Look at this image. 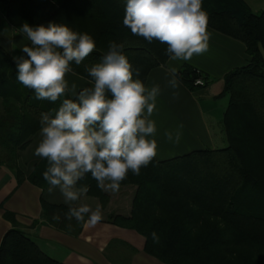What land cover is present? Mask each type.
<instances>
[{
    "label": "trees",
    "instance_id": "1",
    "mask_svg": "<svg viewBox=\"0 0 264 264\" xmlns=\"http://www.w3.org/2000/svg\"><path fill=\"white\" fill-rule=\"evenodd\" d=\"M49 1L53 8L35 0H0V11L20 34L24 23L54 22L91 35L96 49L80 65L70 63L75 75L90 81L86 67L101 62L110 43L123 45L133 79L144 84L153 69L168 62L166 44L149 43L123 25L126 0ZM202 10L208 28L241 42L249 56L247 66L224 79L222 96H228L229 103L222 129L227 145L165 161L154 158L139 176L129 172L120 186L136 188L131 213L111 219L143 236L145 253L162 264H264V10L255 13L246 0H202ZM176 75L192 93L210 83L189 66ZM199 80L203 85L197 84ZM66 98L75 99L69 93L54 103L36 99L34 90L17 80L16 63L0 46V165L18 183L28 180L42 191L49 190L43 178L46 159L41 158L28 173L18 161L40 135L41 114L58 108ZM77 186H87V196L99 199L104 207L110 201L90 173ZM68 211V205L42 200L47 224L78 236L84 225L67 219ZM6 218L16 225L13 215L7 213ZM0 264L62 263L14 226L0 245Z\"/></svg>",
    "mask_w": 264,
    "mask_h": 264
},
{
    "label": "clouds",
    "instance_id": "2",
    "mask_svg": "<svg viewBox=\"0 0 264 264\" xmlns=\"http://www.w3.org/2000/svg\"><path fill=\"white\" fill-rule=\"evenodd\" d=\"M207 24L202 0H126L123 25L149 43L166 44L170 61H188L205 52L210 39ZM20 32L31 46L21 48L27 58H13L17 80L34 90L38 100L54 103L68 93L75 97L63 99L58 108L41 114V140L34 155L46 159L43 178L49 191L58 188L69 205L66 218L95 226L103 218L101 207L72 206L88 191L87 186L77 185L90 173L101 190L115 193L129 172L139 176L152 162L157 142L150 137L157 128L151 117L160 86L148 88L133 79L123 45L110 43L101 62L86 67L92 86L77 93L76 84L69 87L65 76L73 71L71 62L80 65L96 49L93 37L54 22L46 26L24 23ZM169 71L173 78L168 85L177 89V70ZM135 73L138 76L139 69ZM178 95L173 92L174 98ZM165 137L173 143L180 141L179 132L175 138L165 132ZM152 237L159 242L156 233Z\"/></svg>",
    "mask_w": 264,
    "mask_h": 264
},
{
    "label": "crops",
    "instance_id": "3",
    "mask_svg": "<svg viewBox=\"0 0 264 264\" xmlns=\"http://www.w3.org/2000/svg\"><path fill=\"white\" fill-rule=\"evenodd\" d=\"M35 1L53 8L49 0ZM263 10L264 8L260 11L253 9L255 13ZM207 31L210 39L205 52L194 54L188 61L168 60L165 65L153 69L148 75L145 86L151 88L159 85L161 89L151 117L157 132L154 137H150L157 142V155L154 158L159 161L174 159L194 151L220 149L227 145L222 129V120L229 103L228 96H222L224 79L230 72L247 66L249 56L241 42L208 27ZM25 45L31 46L30 41L16 31L0 11V46L14 58L21 55L26 57L21 51ZM186 66L207 76L210 79L209 85L192 93L176 75L179 87H169L168 81L173 78L169 69L176 68L179 72ZM65 79L69 87L76 84L77 93L92 86L89 80L72 72L66 74ZM174 91L179 93L177 98L173 96ZM165 132H171L173 138L179 132V143L168 141ZM40 140L39 135L35 141ZM40 159L34 161V164ZM21 163L30 166L22 155ZM129 188L131 189L127 193L119 190L121 192L116 199L112 192L106 191L111 202L106 209L101 208L102 217L104 216L101 222L95 226L84 225L80 235L73 236L48 225L42 218L43 199L55 204H65L58 188L42 191L28 180L18 183L14 174L0 165V245L8 232L14 226H19L44 253L62 264H162L145 253L146 240L143 236L112 223L113 215L129 216L131 213L136 188ZM81 204L94 209L98 205V199L84 194L72 206L78 207ZM7 213L14 216L16 225L6 218Z\"/></svg>",
    "mask_w": 264,
    "mask_h": 264
},
{
    "label": "rangeland",
    "instance_id": "4",
    "mask_svg": "<svg viewBox=\"0 0 264 264\" xmlns=\"http://www.w3.org/2000/svg\"><path fill=\"white\" fill-rule=\"evenodd\" d=\"M249 5L253 8V9H257V11H260V9H263L264 8V0H246ZM40 142V141H39ZM38 141H34L28 148H26L24 151H22L20 153V155L24 156L27 160H28V165L30 166H33L32 164H34V161H36L39 157H36L34 155V152H35V149L36 147L38 146L39 144ZM21 159V157H20ZM20 159L18 161V165L20 167H22L27 173L31 171L32 167L30 166H26L24 164H20ZM39 161V160H38ZM130 186H120V189L119 190H125V192L127 193ZM106 192V191H105ZM111 192V191H110ZM121 191L119 192H115L113 193L112 192V195L114 196V198L116 199V197H118V194L120 193ZM107 193V192H106ZM108 194V193H107ZM109 195V194H108ZM120 196V195H119ZM110 197V196H109ZM97 199V198H96ZM111 202V199L109 201V203L104 207L101 203V201L98 199V205L102 208V209H106L108 207V205L110 204ZM106 216V215H105ZM104 217V216H103Z\"/></svg>",
    "mask_w": 264,
    "mask_h": 264
},
{
    "label": "built area",
    "instance_id": "5",
    "mask_svg": "<svg viewBox=\"0 0 264 264\" xmlns=\"http://www.w3.org/2000/svg\"><path fill=\"white\" fill-rule=\"evenodd\" d=\"M197 84L198 85H203V81L202 80H199V81H197Z\"/></svg>",
    "mask_w": 264,
    "mask_h": 264
}]
</instances>
